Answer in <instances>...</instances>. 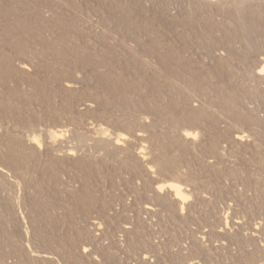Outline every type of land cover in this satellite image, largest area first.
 Returning <instances> with one entry per match:
<instances>
[{"label": "rangeland", "instance_id": "rangeland-1", "mask_svg": "<svg viewBox=\"0 0 264 264\" xmlns=\"http://www.w3.org/2000/svg\"><path fill=\"white\" fill-rule=\"evenodd\" d=\"M36 1L56 17L48 20L16 1L14 14L0 13V29L14 37L0 45V264H13L5 257L10 247L25 251L21 264H264V87L254 73L255 80L243 76L258 60L250 44L264 53V0H121L113 6ZM227 6L239 24H253L250 38L220 14ZM129 9L133 21L138 18L155 34L146 32L142 44L155 37L161 46L168 42L179 49L176 72L144 71L128 66L122 52L101 49L125 34L121 20ZM180 20L193 28L185 31ZM41 27L53 51L36 38ZM207 29L230 40L209 50V37H202ZM229 43L234 59L224 78L216 54ZM71 49L79 55L56 56ZM83 57L90 58L88 66L76 63ZM103 61L113 70L105 81L120 93L97 81ZM241 63L247 64L244 70ZM208 70L213 76L204 74ZM69 82L71 90L64 86ZM124 93L130 105L119 98ZM170 100L174 109H161ZM189 111L200 112L197 124L180 121L195 115ZM183 130L196 132V140L183 142ZM240 133L243 142L235 139ZM117 135L123 136L119 144L110 143ZM26 136L40 145L29 144ZM169 157L178 170L172 180L156 170V161ZM146 166L156 171L147 173ZM173 179L190 196L182 211L165 186L157 190ZM145 206H152L151 215ZM59 247L70 257L62 259ZM35 252L51 253L53 260L36 259Z\"/></svg>", "mask_w": 264, "mask_h": 264}, {"label": "bare ground", "instance_id": "bare-ground-1", "mask_svg": "<svg viewBox=\"0 0 264 264\" xmlns=\"http://www.w3.org/2000/svg\"><path fill=\"white\" fill-rule=\"evenodd\" d=\"M14 1H16L17 3H21L24 5V8H33L32 10L33 11H37L43 18H48V20H53L54 17H56L55 15V12L51 9V7L48 5L47 7H43V8H38V4H37V1L36 0H7V1H1L0 0V13H10V14H14ZM44 2H49L51 0H43ZM55 1V0H54ZM118 1H121V0H99V3L101 5H105V4H108L110 6H113V4H116L118 3ZM121 9L122 7L119 6ZM38 8V9H37ZM231 7L230 6H227V8L223 11V12H220V14L223 16V17H227L228 19L231 20V22L234 24V26H238L239 28H242L244 30H246V35L248 36V38H250V35L252 33V23L251 24H246V25H241L238 23V20H237V15H236V12H233L230 11ZM262 15V23H264V3H263V6H262V9L259 10ZM123 16L124 18L121 20V23H122V27L124 28L125 30V34L122 36V38L119 39V41L111 44V46L109 45H105V46H102L103 48H101L104 52L108 53V54H112L113 52L115 51H119V52H122V54L124 56H126L127 58V61H128V66L133 64L135 65L136 67H138L139 69L141 70H148V69H151V68H155L157 67L159 69V71H165V75H170L174 72H176L177 70V64H178V61L180 58V56H182L181 52H179V49L175 48L174 46H172L171 44H169L168 42H165L163 46H161L159 41H156V40H153L155 37L152 38V40L149 42L148 45H144L141 43L142 39L140 37H146L144 34H146V32L148 33L147 36H152V35H155L154 32H151L149 31L148 29H146V27H144V25H142L140 22H143L141 20H139L137 18V20L133 21L134 19L132 18V11L129 9V12H123ZM139 16V15H138ZM136 19V17H135ZM135 25V27H134ZM179 26L182 27V29H184L185 31H188L187 28L189 29H192L193 28V25L191 22L187 23L185 25V22L183 20H180L179 23H178ZM263 26V24H262ZM187 27V28H186ZM254 28V27H253ZM261 30V29H260ZM0 31H2L4 33V35H0V45H2L6 40L10 39V38H13L12 37L13 35L11 34V32L8 31V29H4V28H1ZM205 35L207 36H202L203 39H210V43L209 45H211L209 47V50L212 49V50H217L216 47L221 46L222 44H224L225 42H227L228 40H230V36H227V35H223V34H220L221 38L218 39L217 36H215L213 34V32L210 30V29H207L205 30ZM144 35V36H142ZM195 35H199L198 34H195ZM259 35L264 39V26L262 28V30L259 32ZM258 35V36H259ZM253 36V35H252ZM36 38L39 40V42L45 46V47H48L50 50L53 51V48H54V45L53 43L51 42L49 36L46 35L45 33V29L43 27L41 28H37L36 29ZM226 39V40H225ZM255 39V38H254ZM218 41L220 44H218ZM256 43V41H255ZM257 44V43H256ZM256 44H250V48L252 49L251 53L254 55L255 53H257L258 55L256 56L258 58V60L255 62L254 65H252V68L249 67L246 63H241L240 66L245 67L246 65V70H244L243 68V72H244V75L245 77L247 78H252L251 77V74H253L254 77L257 78V85L258 83L260 82L261 86L264 87V53H262V51L260 50V47ZM259 44V43H258ZM12 48L14 49V41L13 43L11 44ZM177 47V46H176ZM264 47V45L262 46ZM208 49V47H207ZM223 50L219 52V54H216L217 55V58H219V62H220V71L218 72L220 75L222 74V71L225 69V67H227L228 71H232V66H230L231 62L233 61L234 59V48L230 45H228V47L226 49H221ZM56 56L57 57H63L65 54L67 55H70V56H75L77 57L79 55V52L77 50H74V49H71V50H67V51H56ZM216 60V61H218ZM214 60V62H216ZM3 63L5 65H9V61L8 59L5 57L3 58ZM76 63L80 66H88L90 64V58L89 57H83L80 61L78 59H76ZM126 62L124 61V64ZM135 63V64H134ZM101 69H104L105 72H103L101 75L102 77L101 78H97V81L101 84L102 82V85H104L105 87H111L112 88V91H117L120 93V87L118 85H113V87L107 83L105 80H109L111 78H113L112 76V68L110 67V65H112L109 61H107L106 63L103 61L101 62ZM186 65L189 66V64H185L183 65V70L186 69ZM94 66V69L97 67V63H94L93 64ZM217 67V66H216ZM189 68V67H187ZM192 68V67H191ZM206 68V67H205ZM211 68V67H210ZM248 68H250V70L248 71ZM22 69H25V66H22ZM219 69V68H218ZM217 69V70H218ZM187 70V69H186ZM210 70V69H209ZM208 70V71H209ZM216 70V71H217ZM226 70V69H225ZM4 71L6 73H9V69L8 68H5ZM206 71V72H208ZM212 71V69H211ZM209 71V76L207 75V73L205 72L204 74L207 76V77H211L213 76V73ZM215 71V73H216ZM224 72V71H223ZM217 73V75H219ZM237 73V72H236ZM235 74V73H234ZM233 74V76H234ZM239 74H242V73H238ZM215 75V74H214ZM219 75V76H220ZM227 75V74H226ZM237 75V74H236ZM238 75L236 76L238 78ZM222 76V75H221ZM228 76V75H227ZM242 76V75H241ZM240 76V77H241ZM241 77L242 79V82L245 80L243 79L244 77ZM224 77V75L222 76ZM225 78V77H224ZM235 78V77H233ZM232 80H236V79H233ZM227 79V78H226ZM246 79V78H245ZM254 79V78H252ZM115 81H118V79H115ZM189 80V79H188ZM228 80V79H227ZM255 80V79H254ZM120 81V80H119ZM248 81V79L246 80ZM233 82V81H232ZM250 83V81H248ZM247 82V83H248ZM75 83V82H74ZM246 83V82H245ZM248 83V84H249ZM247 84V85H248ZM256 85V83H254ZM254 84H252L254 86ZM73 83L72 82H69V83H66L64 86L66 89H69L71 90L73 88ZM122 85V83H121ZM256 85V86H257ZM123 86V85H122ZM239 86V85H238ZM250 86H251V83H250ZM248 86V87H250ZM256 86H254L256 88ZM75 87V86H74ZM258 87H260V85H258ZM257 87V88H258ZM124 88V87H123ZM253 88V87H252ZM252 88H247V91L249 90H252ZM261 88V87H260ZM254 89V88H253ZM259 89V88H258ZM122 90V89H121ZM255 91L257 89H254ZM255 91H252L251 93H253L255 95ZM258 91V90H257ZM123 92V91H121ZM255 92V93H254ZM115 93V92H114ZM248 94H250V92H247ZM118 94V93H117ZM119 95V94H118ZM252 95V94H251ZM119 98H122V100L124 101L123 103L125 105H130L128 102H127V99H126V93H124L122 95V97L119 96ZM118 98V99H119ZM106 99V98H105ZM104 99V100H105ZM165 99V98H164ZM163 99V100H164ZM107 102H108V99H106ZM100 102L102 101L101 99L99 100ZM98 101V104H100ZM227 100H225L224 102H226ZM127 102V103H126ZM105 103V102H104ZM121 103V102H120ZM185 102L182 101V104H184ZM122 104V103H121ZM123 104V106H124ZM119 105V104H118ZM117 105V107H119ZM174 103H173V100H170L163 108L161 109H165L167 111H171L174 109ZM122 106V105H120ZM91 107V106H90ZM102 107H104V105H102ZM125 107V106H124ZM88 110V107L86 108ZM120 110V108H118ZM155 109V108H154ZM153 111V109H151ZM155 111H159V112H162L164 113L162 110H160L159 108H157V110ZM189 112H194V111H189ZM195 115H189L186 119L185 118H181L180 121H184L186 122L187 124H190L191 125H195L198 123V120L200 118V112H199V115L194 112ZM171 122L169 123H172V125L174 123H179V121H176V120H170ZM248 122V121H247ZM176 125V124H174ZM104 131V129H103ZM103 131H100V132H103ZM66 132V129H64L63 127L57 132L60 134V136H63V134ZM99 133V132H98ZM96 134V132H95ZM49 136L52 138L53 137V140L56 139L57 137V134L56 133H52V134H49ZM27 137V142H29V144L33 145V146H38L40 145V143L38 142V140L35 138V137H29V136H26ZM244 137H246L244 134H241L239 136H236L235 139L239 142H243L244 141ZM120 138H123L122 135H117L115 138H110V143L114 142L115 145H118L119 142H120ZM181 138L183 139V142H188L189 144L192 143V141L196 140L197 138V133L196 132H191V131H188V130H183L182 134H181ZM180 138V139H181ZM108 139V137H107ZM158 140V139H157ZM179 140V139H178ZM101 141V140H100ZM107 141V140H106ZM159 141V140H158ZM181 141H176L175 142V145H181L180 143ZM109 143V142H108ZM185 143V144H186ZM28 144V143H27ZM81 144V143H80ZM84 144V143H83ZM82 144V145H83ZM155 144H158L160 145L158 142H156ZM98 145V144H97ZM101 146V145H100ZM171 147H175V146H171ZM213 147V146H212ZM176 148V147H175ZM182 149V147H180ZM213 149V148H212ZM173 151H175L173 149ZM179 151V150H178ZM185 151V150H184ZM138 154V157L139 158H142L144 156H140L144 154V150L143 148H139V152L137 153ZM74 155L72 153V151H68L67 152V156H72ZM157 163V169L159 171V176L162 174V175H166V177H170V179L172 178V176L174 175V173L176 172L177 170V167H176V161L174 160V158L172 157H169L167 159H161V161H156ZM154 167H147L145 168V170L148 172H153V171H156V170H153ZM178 171V170H177ZM157 173V172H156ZM154 174V173H153ZM161 175V176H162ZM157 176V177H159ZM155 178L154 179V182H157V183H162L160 182L162 178ZM166 180V179H164ZM163 180V183L165 182ZM172 180V179H171ZM174 180V179H173ZM155 183V184H157ZM165 186V190H168L169 193L171 194V197L173 198V200H175L177 202V204H180L181 206V211L183 210V205L186 204V200L188 198H190L189 194H187L185 188L183 187V185L178 181V179L174 180V181H168L167 183L163 184V185H159L157 187V190L160 192L161 189H163V187ZM163 189V190H164ZM165 192V191H164ZM156 195V193H155ZM170 196V195H169ZM140 198V197H139ZM83 200L84 202L87 203L86 201V197L84 196L83 197ZM170 201V200H169ZM190 201V200H189ZM155 203V202H154ZM189 203V202H188ZM187 203V204H188ZM84 205V204H83ZM87 206V205H86ZM176 206V204H175ZM188 206V205H187ZM186 206V207H187ZM82 208V207H81ZM85 208V206L83 207ZM82 208V209H83ZM87 208V207H86ZM85 208V209H86ZM159 208V207H158ZM175 208V207H174ZM173 208V210H174ZM83 209V210H85ZM177 209V208H176ZM187 210V209H186ZM188 211V210H187ZM144 212L146 213H151L153 212V208L152 206H145L144 207ZM173 212V211H172ZM171 213V212H170ZM178 213V212H177ZM176 213V214H177ZM223 214V213H222ZM85 215V214H84ZM171 218V217H170ZM222 223V222H221ZM221 225V224H220ZM130 229L129 227H125L124 230H128ZM175 229V228H174ZM178 229V228H177ZM178 231V230H177ZM80 232V231H79ZM82 232V231H81ZM80 232V233H81ZM125 232V231H124ZM130 232V231H129ZM128 232V233H129ZM158 232V231H157ZM137 233V232H136ZM135 233V235H136ZM165 233V232H164ZM79 234V233H78ZM127 234V233H126ZM128 235V234H127ZM131 235V234H129ZM204 236V235H202ZM81 237H82V233H81ZM171 237V236H170ZM128 238V237H127ZM196 238V237H195ZM205 238V237H204ZM63 239V238H62ZM96 239V238H95ZM79 240V239H78ZM81 241V239L79 240V242ZM134 241V240H133ZM61 242H64V241H61ZM199 242V241H198ZM81 243V242H80ZM79 243V244H80ZM223 244V243H222ZM61 245V244H60ZM59 245V246H60ZM64 247H65V244L63 243ZM63 245H61V248L63 247ZM70 248V246H69ZM81 250V253H85L87 250H86V247L85 246H81L80 248ZM36 255L34 257H36V259H40V260H43V258H48L49 261H52L53 260V256L52 254H43L42 256H40V254L38 252H35ZM116 253V252H115ZM24 254H25V251L23 249H20V248H16V247H10L8 249V251L5 253V257L7 258H10L12 260V263L13 264H21L20 261L18 259L24 257ZM117 254V253H116ZM59 255L62 259L64 258H68L70 257L71 253L69 251H67L66 249L63 250L60 249L59 247ZM109 256V255H108ZM111 256V255H110ZM114 257V256H113ZM35 260V259H34ZM46 260V261H48ZM112 260V258H111ZM33 260H29L28 262L31 263ZM114 261V260H113ZM183 263V262H182ZM204 263V262H203ZM51 264H54L53 262H51ZM201 264V263H200Z\"/></svg>", "mask_w": 264, "mask_h": 264}]
</instances>
